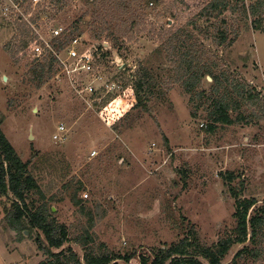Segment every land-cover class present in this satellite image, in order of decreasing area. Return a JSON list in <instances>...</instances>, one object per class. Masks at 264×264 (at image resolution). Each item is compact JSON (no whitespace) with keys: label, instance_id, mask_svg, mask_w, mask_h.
<instances>
[{"label":"rangeland","instance_id":"rangeland-1","mask_svg":"<svg viewBox=\"0 0 264 264\" xmlns=\"http://www.w3.org/2000/svg\"><path fill=\"white\" fill-rule=\"evenodd\" d=\"M96 1L93 6L88 0H66L55 18L38 21L44 22L39 30L47 36L53 25L68 29L81 17L91 21L93 11L111 26L92 40L87 24L78 22L82 33L73 35L96 51L102 75L99 83L91 75L80 77L94 84V93L85 99L72 87L77 82L70 84L60 74L36 86L29 73L35 59L31 52L14 57L15 46L5 47L16 36L19 22L0 10V127L21 160L28 161L39 185L43 198L33 193L34 205L45 202L51 207L52 217L68 232L63 247L79 258L87 249H100L135 253L129 262L110 264H138L140 254L184 237L211 247L236 226L230 188L239 190L241 198H255L254 208L264 205V19L259 20L260 29L253 28L252 17L241 18L238 12L204 21L192 0L173 5L174 0H152L147 6L145 0ZM223 18L227 37L238 33L232 45H217L205 36V30L213 32ZM176 37L185 40V47L193 46L196 65H207L218 76L219 94L225 88L234 94L250 90L257 96L255 104L243 101L229 111L232 124L217 123L209 131L206 111L201 108L192 116L189 96L172 78L176 56L170 39L176 43ZM106 50L109 54L103 57ZM144 72L156 86L133 107L136 79ZM207 76L202 88L208 91L213 82ZM106 81H117L123 89L131 86L127 96L122 94L107 108L115 118L125 112L110 126L98 116L116 96L105 94ZM60 124L64 140L57 141L53 134ZM11 199L0 196V264H39L47 255L34 240L36 231L21 233L5 221ZM85 230L91 241L78 244L76 238L84 239ZM250 245L249 240L234 244L221 264H229L236 251ZM245 258L247 264H264V255L256 261Z\"/></svg>","mask_w":264,"mask_h":264},{"label":"trees","instance_id":"trees-1","mask_svg":"<svg viewBox=\"0 0 264 264\" xmlns=\"http://www.w3.org/2000/svg\"><path fill=\"white\" fill-rule=\"evenodd\" d=\"M65 1L49 0L47 3L38 5L39 9L34 13L31 21L36 23L39 28L44 22L38 21L41 18H46L45 20L55 18L64 8ZM118 1L125 2L124 0H116V2ZM178 1L174 0L171 4L173 5ZM203 1L201 0L198 3L197 0H192L191 6H196V15L204 21L222 17L228 11L232 14L238 12L241 18L252 17L251 24L253 28L260 29L259 20L264 19V0H256L248 6H245L244 0H207L205 4H201L204 3ZM88 2L90 5L93 4L95 6L98 1L91 2V0H88ZM145 2L146 6L149 3L152 4V0H145ZM146 6L140 5L141 9ZM124 8L127 7L124 6ZM90 15L93 17L91 21L86 22L81 17L68 29L66 28L67 33L63 35L61 42L58 41L56 47L57 45L59 47L65 45L74 34L82 33L80 22L81 24H87L91 31L92 40L99 39L105 31L111 29L104 16L99 15V13L96 14L95 11L91 12ZM98 18L101 19L103 25L98 24ZM221 22V26H213L215 30L213 32L211 30L212 33L209 28V30H205V36L215 39L217 45L219 43L227 46L232 45L238 33L235 32L232 38H228L226 20L223 18ZM189 23L196 27L195 21L191 20ZM213 27L211 28L213 29ZM15 31L16 36L5 47L15 46L14 57L20 52L25 56L30 52L31 45L35 43L32 29L26 23H16ZM178 32L180 33V30ZM173 39H170V48L175 51L176 58L172 61L174 70L172 78L180 84L183 91L189 96V102L193 107L192 116H195L196 112L201 108L206 111L209 131H213L214 125L217 123L232 124L234 120L230 117L229 111L237 110L243 101L245 104H249V102L251 105L255 104L257 96L252 95L250 90L242 92V90L238 89L237 93L234 94L233 91L225 88V91L219 94L218 87L221 82L218 76L207 65H196L193 46L191 45L190 48L185 47V40H181L180 37H176V43H174ZM114 41L117 42L116 39ZM108 54V50L104 51L103 57ZM30 64V77L37 87L45 83L57 72L55 59L50 55L39 60L32 59ZM205 75H209L213 82L208 91L202 88V79L205 78ZM152 81L153 79L148 72H144L136 79L134 90L136 104L133 107L142 104V100L152 94L156 86ZM142 89L144 91L142 94L147 96H141L140 91ZM234 89L237 90V87L234 86ZM240 98L241 100H239ZM28 165V161L21 160L0 127V196H11L12 198L10 208L5 211V221L12 230H19L21 233L25 229L36 231L34 240L38 248L47 255V258L39 264H110L118 259L129 262L135 256V253L121 255L100 249L97 251L87 249L84 251L82 258H79L78 254L70 247L64 248L63 245L68 242L66 227L52 217L51 207H48L45 202L39 203L37 206L34 205L35 201L31 195L38 193L41 198H43V195L35 178L29 172ZM231 179L232 175L230 174L228 180L230 181ZM230 190L235 199L233 216L236 220V226L233 229V233L222 238L211 247L199 246L196 242L184 237L177 243L154 247L149 254H140L138 256V264H221L222 258L234 244H242L246 240H249L251 245L243 246L236 251L229 264H247L246 256L255 261L260 259V256L264 255V205L256 207V209L254 205L258 201L255 198H241L239 190L236 191L234 188H230ZM72 201L79 203L74 196ZM255 209V213L248 215L249 211ZM89 221L91 222V219ZM87 233L85 230L84 235L87 236L84 239L76 238L78 244L84 245L91 241ZM239 260H242V262L240 263Z\"/></svg>","mask_w":264,"mask_h":264},{"label":"built area","instance_id":"built-area-1","mask_svg":"<svg viewBox=\"0 0 264 264\" xmlns=\"http://www.w3.org/2000/svg\"><path fill=\"white\" fill-rule=\"evenodd\" d=\"M45 1L46 0H0V10L3 15L8 17L11 16L14 21L19 23H26L32 29V35L35 38V43L31 45L30 50L32 56L38 60L48 55L53 56L57 68L56 74H60L61 77L66 78L70 84H72L73 81L77 82L75 86L72 87L76 90L81 99H85L86 95H92L94 93V84L91 82L85 84V78L81 81L80 77L91 75L94 81L98 83L102 80V75L96 68V64L99 62V60H97L96 51H94L92 47H85L82 40L77 37H72L65 45L61 47L57 45L56 47L58 41L63 40V35L66 33V27L61 25L51 26L48 30V36L40 32L36 23L31 21V18L39 9L38 5L46 3ZM26 17L29 18L25 20ZM106 83L107 84L104 85L105 94L116 96L102 106L98 116L105 125L110 126L114 124L115 121H118L125 112L115 118V114L108 112L107 108L115 99H119L122 94L127 96L125 94L126 90L131 86H127L123 89L122 85L117 81H106ZM64 129L63 124L58 125L57 132L53 134V139L57 141L64 140ZM83 196L87 197V194Z\"/></svg>","mask_w":264,"mask_h":264},{"label":"water","instance_id":"water-1","mask_svg":"<svg viewBox=\"0 0 264 264\" xmlns=\"http://www.w3.org/2000/svg\"><path fill=\"white\" fill-rule=\"evenodd\" d=\"M5 78H6V77H5ZM5 78H4V79H5ZM207 80H210V77H209V76H207Z\"/></svg>","mask_w":264,"mask_h":264}]
</instances>
